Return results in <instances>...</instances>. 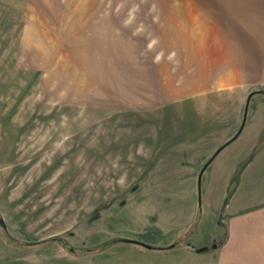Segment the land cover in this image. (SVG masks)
<instances>
[{"label":"rangeland","instance_id":"1","mask_svg":"<svg viewBox=\"0 0 264 264\" xmlns=\"http://www.w3.org/2000/svg\"><path fill=\"white\" fill-rule=\"evenodd\" d=\"M259 90L264 0H0V264H264L189 237Z\"/></svg>","mask_w":264,"mask_h":264},{"label":"crops","instance_id":"2","mask_svg":"<svg viewBox=\"0 0 264 264\" xmlns=\"http://www.w3.org/2000/svg\"><path fill=\"white\" fill-rule=\"evenodd\" d=\"M258 98L263 100L264 96ZM228 135L221 138L218 146H213L201 156L202 168L229 141ZM187 155V152L183 154ZM195 157L198 158V155ZM202 179L205 189L201 196V207L197 210V227L189 235L190 242L197 247L213 250L214 244L220 248L227 241L233 243L234 239L239 241V246L261 240L264 247L263 108L248 113L242 133L214 158ZM198 183L199 175L197 187ZM197 193L199 196V189Z\"/></svg>","mask_w":264,"mask_h":264},{"label":"water","instance_id":"3","mask_svg":"<svg viewBox=\"0 0 264 264\" xmlns=\"http://www.w3.org/2000/svg\"><path fill=\"white\" fill-rule=\"evenodd\" d=\"M264 92V90H259V91H253L251 92L249 95H248V98H247V101H246V105H245V110H244V116H243V121H242V124H241V127L240 129L238 130V132L234 135L233 138H231L229 141H227L225 144H223L218 150L217 152L207 161V163L204 165V167L202 168L200 174H199V183H198V189H199V204H201L202 202V197H201V188H202V176L204 174V172L206 171V169L208 168V166L212 163V161L214 160V158L226 147L229 145V143H232V141H234L235 139H237V137L242 133L244 127H245V124H246V121H247V117H248V113H249V106H250V103H251V99L252 97H254L255 95H257L258 93H262ZM126 242L129 243V244H135V245H139V246H142L146 249H149L151 250L152 249V245L148 244V243H145L143 241H140V240H135V239H126ZM174 247V244H172L170 246V248H173ZM213 248L216 249L217 248V244H214L213 245ZM208 248H199L197 250V252H205L207 251Z\"/></svg>","mask_w":264,"mask_h":264},{"label":"trees","instance_id":"4","mask_svg":"<svg viewBox=\"0 0 264 264\" xmlns=\"http://www.w3.org/2000/svg\"><path fill=\"white\" fill-rule=\"evenodd\" d=\"M258 94H264V92H262V93H258ZM232 142H233V141H232ZM229 144H231V143H229ZM109 242H110V241H109ZM109 242H108V243H109ZM111 243H112V245H114V244L127 243V242H126V239H122V238H120V239H114V240H112ZM170 246H171V245H169V246H153V245H152V249H151V250H153V251H157V252L169 251V250H171V249H174V248L176 247V244H174V247H173V248H170ZM188 246H190L192 249H196V247L193 246V245H191V244H188ZM196 250H198V249H196Z\"/></svg>","mask_w":264,"mask_h":264}]
</instances>
